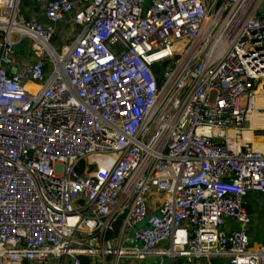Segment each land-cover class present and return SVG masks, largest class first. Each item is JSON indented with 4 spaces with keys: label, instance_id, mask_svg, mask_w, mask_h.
Segmentation results:
<instances>
[{
    "label": "built area",
    "instance_id": "2783aa9c",
    "mask_svg": "<svg viewBox=\"0 0 264 264\" xmlns=\"http://www.w3.org/2000/svg\"><path fill=\"white\" fill-rule=\"evenodd\" d=\"M30 2L0 0V264H264V0Z\"/></svg>",
    "mask_w": 264,
    "mask_h": 264
},
{
    "label": "bare ground",
    "instance_id": "6f19581e",
    "mask_svg": "<svg viewBox=\"0 0 264 264\" xmlns=\"http://www.w3.org/2000/svg\"><path fill=\"white\" fill-rule=\"evenodd\" d=\"M27 88L29 90H34L35 87L32 85H28ZM255 105L256 107H264V97L258 96L255 100ZM250 119V128L251 130L255 129H264V113H259L258 111H254L251 115ZM251 130H244L243 131V136L244 140L253 143L254 145L253 148L256 150H259L261 152H264V138H259V139H254L252 137V132ZM229 135H232V131H228Z\"/></svg>",
    "mask_w": 264,
    "mask_h": 264
},
{
    "label": "crops",
    "instance_id": "0c3cea01",
    "mask_svg": "<svg viewBox=\"0 0 264 264\" xmlns=\"http://www.w3.org/2000/svg\"><path fill=\"white\" fill-rule=\"evenodd\" d=\"M24 1V0H23ZM251 144V143H250ZM252 145V144H251ZM253 147V146H252ZM249 202H252L253 206H251L252 209L258 211L259 209H261L263 207L264 204V197L260 196V195H250L248 198ZM257 214H254V216H256ZM258 221L256 222V219L254 220V224L252 226V228L254 227V231L257 229H261L258 225ZM226 227L231 229V222L229 220H226ZM251 240H252V236H250ZM253 244L255 243L254 240H252ZM255 246L261 245V244H254ZM163 262V260H162ZM160 263L159 259L153 258V259H149L146 261H142V262H131L129 264H163ZM120 264H127L126 262H120ZM167 264H203L201 262H189L185 259H174L169 261Z\"/></svg>",
    "mask_w": 264,
    "mask_h": 264
},
{
    "label": "rangeland",
    "instance_id": "374dc122",
    "mask_svg": "<svg viewBox=\"0 0 264 264\" xmlns=\"http://www.w3.org/2000/svg\"><path fill=\"white\" fill-rule=\"evenodd\" d=\"M24 4V3H23ZM25 6V5H24ZM26 6H28L29 7V10L32 12V10H33V12H36L38 9L37 8H34V6H33V4L30 2V0H27V4H26ZM26 14H28V13H26ZM58 30H59V33L61 34V37L59 36V35H57V41L56 42H53V44L55 45V46H57L59 43H58V39H60L61 41H62V37L64 38V35H65V33H67V27H65L64 25H62V26H60L59 28H58ZM70 42V41H69ZM26 44V46L27 47H29V45H30V43L29 42H23L19 47H21V46H24ZM19 50H20V48H19ZM248 126V124H246V127ZM252 137L254 138V139H259V138H264V129L263 128H258V129H255L253 132H252ZM251 143V142H250ZM252 145H254L253 143H251ZM251 206H253V204H252V202H250V207ZM257 214V213H256ZM255 217V219H256V222L258 221V226L262 229L263 227H264V221H263V219H262V216H260L259 214H257L256 216H254ZM141 226V224H139V225H137V227L136 228H139ZM253 229H254V227H253ZM129 234L132 236V234H133V229H131L130 230V232H129ZM254 244H258L257 242H255ZM171 260H174V259H172V258H164L163 259V264H167L169 261H171ZM134 263H136V262H134Z\"/></svg>",
    "mask_w": 264,
    "mask_h": 264
},
{
    "label": "trees",
    "instance_id": "16d2710c",
    "mask_svg": "<svg viewBox=\"0 0 264 264\" xmlns=\"http://www.w3.org/2000/svg\"><path fill=\"white\" fill-rule=\"evenodd\" d=\"M24 4H27V0H24ZM155 75H158V72L156 71V67H153V70ZM77 172H81L82 170V163H80L77 168H76ZM248 210L251 214H259L260 216H264V204L263 207L261 209H259L258 211L252 209L251 207H248ZM119 228V223H117L115 225V230H114V235L117 233V230ZM113 235V236H114ZM250 236H252V240H254V242H257L258 244L264 245V227L262 229H257V230H253V228L250 231ZM82 263H87L88 260L86 258H81Z\"/></svg>",
    "mask_w": 264,
    "mask_h": 264
}]
</instances>
